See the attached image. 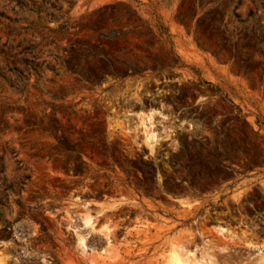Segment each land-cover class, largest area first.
<instances>
[{
    "label": "rangeland",
    "instance_id": "374dc122",
    "mask_svg": "<svg viewBox=\"0 0 264 264\" xmlns=\"http://www.w3.org/2000/svg\"><path fill=\"white\" fill-rule=\"evenodd\" d=\"M177 255L264 264V0H0V264Z\"/></svg>",
    "mask_w": 264,
    "mask_h": 264
},
{
    "label": "bare ground",
    "instance_id": "6f19581e",
    "mask_svg": "<svg viewBox=\"0 0 264 264\" xmlns=\"http://www.w3.org/2000/svg\"><path fill=\"white\" fill-rule=\"evenodd\" d=\"M85 220H86L87 223H90L91 222V217L87 215ZM172 264H186V263L183 261V259L180 256L177 255V257L175 258V260H174V262Z\"/></svg>",
    "mask_w": 264,
    "mask_h": 264
}]
</instances>
